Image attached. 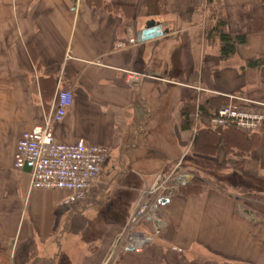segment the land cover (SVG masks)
<instances>
[{"label":"crops","instance_id":"obj_1","mask_svg":"<svg viewBox=\"0 0 264 264\" xmlns=\"http://www.w3.org/2000/svg\"><path fill=\"white\" fill-rule=\"evenodd\" d=\"M206 1L194 0L196 9ZM141 2L0 0V264H102L112 251L118 264H264V206L239 202L264 195V125L245 156L223 145L195 153L205 124L182 127V109L195 99L247 93L264 100V65L242 67L264 55V31L250 32V19L264 17V0H219L230 31L250 32L229 59L194 16L177 28L159 23L168 33L130 45L147 27L137 24ZM60 88L72 90L73 101L52 123L56 138L108 148L103 183L71 205L68 191L33 189L30 169L14 165L19 140L50 118ZM187 153L218 183L201 195L175 187L157 206L160 233L143 220L135 229L153 241L140 253L122 250L119 235L144 191L174 172L191 181Z\"/></svg>","mask_w":264,"mask_h":264},{"label":"built area","instance_id":"obj_2","mask_svg":"<svg viewBox=\"0 0 264 264\" xmlns=\"http://www.w3.org/2000/svg\"><path fill=\"white\" fill-rule=\"evenodd\" d=\"M129 42L135 44L136 39L130 38ZM119 46L122 47V44ZM128 76L135 81L140 78V74L134 71H129ZM229 99L227 105L206 116L211 126L237 128L246 132L259 130L264 124V101L248 94L230 95ZM72 101V90L59 89L53 114L43 125L35 126L23 134L17 144L14 157V165L17 169L22 170L26 167L30 169L33 189L68 191L64 201L68 205L89 198L108 159V148L104 145L88 143L84 139L75 143H65L56 138L52 123L64 119ZM201 116L203 115L198 107L194 117L199 119ZM168 180L169 177L144 191V199L139 201L129 217L127 227L119 235L118 243L122 250L132 247L140 253L153 241V235L135 229L143 220H153L155 235L160 233L157 201L163 195L162 192L167 190ZM160 192L162 195L157 197ZM152 196L157 200H152ZM114 254L112 251L102 264H118Z\"/></svg>","mask_w":264,"mask_h":264},{"label":"trees","instance_id":"obj_3","mask_svg":"<svg viewBox=\"0 0 264 264\" xmlns=\"http://www.w3.org/2000/svg\"><path fill=\"white\" fill-rule=\"evenodd\" d=\"M207 4L210 6V12L207 24H205V39L210 44L219 43V53L223 59L233 57L237 53L238 47L248 42L250 32L264 31V17H261L250 19V32H232L229 29L228 18L219 12V0H207ZM106 6L109 7L110 4H106ZM263 65L264 55H259L247 60L242 67L253 70L259 69ZM229 101V97L218 94L211 98L209 96L203 97L200 103H197L196 99L187 102L182 109V127L184 129L194 128L196 120L192 114L196 112L198 107L203 116H208L227 105ZM260 139L259 132L246 134L237 128H224L219 132L213 128L201 126L197 129L192 147L195 153L211 154L223 145L228 153L245 156L260 144ZM217 183V180L197 174L190 182L179 185L178 192L184 195H201ZM254 196L264 202V195L254 194Z\"/></svg>","mask_w":264,"mask_h":264},{"label":"rangeland","instance_id":"obj_4","mask_svg":"<svg viewBox=\"0 0 264 264\" xmlns=\"http://www.w3.org/2000/svg\"><path fill=\"white\" fill-rule=\"evenodd\" d=\"M141 1H142L141 6L139 7L140 12H138L139 19L137 20L138 26H143V24H147L149 21L155 20L158 23H168V24H171L174 28H177L179 24H187L188 22H190L193 16L196 19L200 20V24H207V20L209 18L210 6L207 4V7L203 6L201 10H198L195 7L194 0H141ZM218 9H219V12L221 13L222 9L220 6ZM183 17L186 20L185 23L182 22ZM174 46L175 44L169 45V47L171 48V49L169 48L171 50L170 51L171 54L173 52L172 50ZM182 57H184L185 59V56L182 55ZM205 78L207 79L208 75H206ZM201 123L205 125H211L208 118H203L201 120ZM193 161H194L193 154L187 153L184 158V167L187 170L189 169L188 171L189 180H192L193 177L197 174L201 175L202 177L209 178L208 176L200 172L201 171L200 169L202 168H200L201 167L200 165L196 164V161L198 163V160H195V162ZM192 164L194 165V167L192 166ZM204 167H205V171H209L211 169V167L209 166H204ZM107 170L108 169L103 168L102 174L104 173V175L107 176V173H108ZM174 173L177 174L178 172H174ZM102 174L99 179L103 183ZM230 179H231V176H230ZM232 181L235 182L234 178L232 179ZM237 183H240V180H237ZM224 185L228 187V189L231 188V183H225ZM260 200L261 199H257L254 195L248 198L246 195L244 196V198L240 199L239 202H240V205L242 206L244 204L243 203L244 201L245 202L248 201L250 202V203H247L248 206L252 205L251 204L252 202V203L258 204L259 206L263 207L264 202ZM245 207L247 206L245 205ZM240 214H243V212L241 211ZM215 264H217V262Z\"/></svg>","mask_w":264,"mask_h":264},{"label":"water","instance_id":"obj_5","mask_svg":"<svg viewBox=\"0 0 264 264\" xmlns=\"http://www.w3.org/2000/svg\"><path fill=\"white\" fill-rule=\"evenodd\" d=\"M164 33H168L167 30H163L160 24H157L155 21H149L147 27L143 29L138 36L139 42L148 41L150 39L157 38L162 36ZM169 200L163 199V204H166ZM130 250H133L132 248Z\"/></svg>","mask_w":264,"mask_h":264}]
</instances>
